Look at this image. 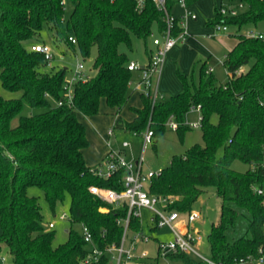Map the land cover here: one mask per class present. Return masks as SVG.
<instances>
[{
    "label": "trees",
    "instance_id": "obj_1",
    "mask_svg": "<svg viewBox=\"0 0 264 264\" xmlns=\"http://www.w3.org/2000/svg\"><path fill=\"white\" fill-rule=\"evenodd\" d=\"M70 1L73 8L66 19L65 0H0L2 82L6 89L22 92L21 98L12 99L0 94V248L7 246L11 264H78L87 252L82 233L73 227L67 229L64 243L53 244L54 230L43 224L38 198L28 194L32 185L44 191L52 208L69 195L70 222L86 223L100 246L119 242L123 232L116 217L124 214V208H115L90 191L93 184L121 189L123 170L112 178L93 172L97 165L86 161L89 138L79 113L97 114L103 99L115 113L122 112L131 95L133 71L128 67L132 58L120 46L131 47L132 35L143 38L149 59L153 24L161 32L166 23L152 0L143 10L134 0ZM233 1L246 7L234 16L222 15L216 8L208 20L237 26L236 43L225 56L229 80L219 82L206 61L200 64L198 83L177 68L183 89L155 102L141 92V107L133 106L134 118L122 125L138 132L150 126L155 144L169 128L166 122L171 115L183 123L191 107L201 104L204 144L195 143L184 154L174 155L152 177L149 191L173 196L170 207L189 213L206 188L215 186L221 207L209 234L210 256L223 264L257 256L264 246V36L242 32L244 23L264 19V0ZM44 24H49L55 39L65 38L84 56L97 47L94 73L73 85V104L56 103L64 99L67 68L48 69L45 54L32 49ZM180 27L177 20L174 32ZM242 67L245 70L237 74ZM24 101L46 109L23 115L12 125ZM186 128L190 126L181 124L177 130ZM236 159L249 167L234 169ZM171 257L185 264L204 263L186 253ZM89 264H108V258Z\"/></svg>",
    "mask_w": 264,
    "mask_h": 264
},
{
    "label": "built area",
    "instance_id": "obj_2",
    "mask_svg": "<svg viewBox=\"0 0 264 264\" xmlns=\"http://www.w3.org/2000/svg\"><path fill=\"white\" fill-rule=\"evenodd\" d=\"M115 1V0H111ZM157 8L163 12L165 20V27L159 34H153L152 37V51L148 62L143 64L137 59L130 60L128 67L130 70H140L141 79L140 84L143 87V92L148 95L153 102H155L160 95L156 77L161 74L168 52L179 42H184L189 36L187 28V19L189 17L196 18L197 15L188 6V0H152ZM136 8L143 10L148 0H134ZM175 6L182 8V14H177L174 10ZM243 2H238L231 5L223 4L219 7L222 15L234 16L238 15L244 8ZM179 20L180 29L177 33L176 21ZM215 27L220 30H226L227 24L216 23ZM248 35H258L263 37L262 33L255 34L250 32ZM73 42H76L74 37H71ZM32 49L41 51L45 54V58L50 63L54 57L49 44L40 41L32 45ZM212 71V69H209ZM242 68L237 69L235 72L239 74ZM90 75L84 71V64L79 62L76 70L73 73L72 80L67 81L65 84L64 99L56 101L58 105L63 103L73 104V85L78 80L85 81ZM190 110L198 112L196 120H187L180 123L171 115L166 122L170 129H178L181 124L190 127L202 126V110L201 104L193 105ZM189 110V111H190ZM116 127H109L106 132V139L109 145L103 163L97 165L93 172L103 178H112L119 171L123 170V177L121 179L122 188L116 189L112 187H103L93 184L90 186V191L104 201H107L115 208H124V214L116 217L117 224L123 227L122 236L119 242L108 243L100 246L95 240V236L90 227L81 222L82 235L86 243V254L80 259L78 264H89L99 261L102 257L108 258V264H159V256H172L176 253H186L190 256L195 255L205 264H223L216 261L211 256H205L198 250V243L202 240L200 229L194 225V222L202 217L198 210H191L187 213L186 217L182 216V212L178 209L171 208L170 205L174 202V197L170 195L159 196L152 194L149 191V185L154 175L159 174L160 171L144 170V148L147 144L153 142L154 130L148 126L142 132L130 131L135 136H141L144 142V148L135 159L126 158V149L131 145V141L122 140L118 149L112 148L111 139L116 135ZM259 189V192H262ZM101 211H109V207H101ZM149 209L152 212L151 221L153 222L152 228L168 227L174 234V238L169 241H159L157 250L158 257L154 258L148 255L147 251H142L139 254H134L133 250L136 248L137 242H145L149 236L143 233L142 218L143 210ZM68 215L63 212L60 215L61 219H65ZM134 223H139L134 226ZM56 223L50 221L49 228H54ZM132 234V236H131ZM9 257L0 254V264H10L7 262ZM194 258V257H193ZM256 261L257 264H264V246L259 248L257 256L249 255L242 257L235 261V264H244L247 262Z\"/></svg>",
    "mask_w": 264,
    "mask_h": 264
},
{
    "label": "rangeland",
    "instance_id": "obj_3",
    "mask_svg": "<svg viewBox=\"0 0 264 264\" xmlns=\"http://www.w3.org/2000/svg\"><path fill=\"white\" fill-rule=\"evenodd\" d=\"M66 1V7L64 12V17L67 19L72 8L73 4L70 0ZM227 1V0H225ZM238 3V2H237ZM179 9V7H178ZM212 19V18H211ZM234 26L231 27L230 32L234 31ZM153 34H159L156 24H153ZM226 32V31H225ZM242 32L249 34L253 32L255 34L262 33L264 35V19L254 22L244 23L242 26ZM36 39L35 42L43 41L51 47V50L54 54L53 59L50 64L47 66L48 69H59L62 67L67 68L66 81H71L73 73L76 70V66L79 62L84 64V71L88 75L94 73V64L97 58L98 50L94 46L91 49L89 55L84 56L80 48L76 46L75 48L67 44L66 39L58 38L55 39L53 35V30L49 24H44L43 28L39 33L34 36ZM151 40V37H150ZM152 44V41H150ZM179 42L178 44H181ZM121 49L125 51L130 58L137 59L141 63L147 58L145 52V44L143 38H140L136 35H132V46L129 47L126 44H121ZM198 59V58H197ZM199 61H194L190 69L185 72L181 68V64L176 63V68L174 74L165 79L166 83L172 85L171 87L175 89L176 86L180 87V92L183 89V82L179 74L177 73V68L183 71L187 75V78L194 83H198L200 80V64L202 60L206 61V66L209 68L212 66L214 68L213 74L216 76L219 82L226 83L229 80V72L225 66V50L218 52L213 55L201 54ZM201 60V61H200ZM248 66H246L247 68ZM245 69V68H244ZM133 82L130 87V92L133 93L129 99V105H135L141 102V92L143 87L140 83H137L141 78V72L139 70H134L133 72ZM160 78V77H159ZM164 83V78H163ZM159 89V88H158ZM160 95H172L168 92H164L162 89H159ZM176 93V92H175ZM0 94L6 99L12 98H21V91H11L6 89L2 82V70L0 67ZM127 105L121 112V114L115 113V110L111 108L106 101L103 99L100 105V111L97 114L84 116L79 113L80 119L85 123L87 129V135L89 138V145L84 150V154L87 157L89 162L93 161L96 158V152L101 147L102 144L105 147H109L106 139V132L109 127H116V135L111 139V147L118 149L122 140L131 141V145L126 149V158L135 159L139 157L143 148L144 142L141 136H135L132 133H124L123 130L119 128V122L126 118L128 119L133 111L131 106ZM44 107H33L26 101L23 103V108L21 112L16 115L12 120V125H17L19 123L20 117L23 115H31L44 111ZM198 118V112L196 110H190L184 118V122L187 120H196ZM214 122L218 121V116L214 115L212 117ZM200 143L204 144L203 131L201 127H190L184 130L170 129L168 128L164 134L158 136L153 142L146 145L144 148V170L148 172L149 170L160 171L162 168L167 167L174 155L184 154L188 148L193 144ZM223 153V149L220 150L219 154ZM232 167L236 170L244 171L249 167V164L243 162L242 160L236 159L232 163ZM28 194L36 196L39 203L42 206L43 213V224L48 227V223L53 221L56 223L54 228V240L53 244L55 246L64 243L67 240L68 233L67 229L73 227L79 232H82V226L80 223H71L70 216V206L71 198L69 195L66 196L65 200L61 203H58L54 208L51 207L48 200L45 197L44 191L37 185H32L28 187ZM220 207H221V198L218 196L217 188L215 186H209L196 201L192 210H198L201 212L202 217L194 222V225L200 229L202 240L198 243V250L205 256L211 255V244L209 241V234L212 231L213 225L218 222L220 217ZM65 212L68 217L61 219L60 215ZM187 213H182L183 217H186ZM152 212L149 209L143 210L142 218V230L143 233L149 236V239L145 242H137L136 248L133 250L134 254H139L142 251H147L148 255L154 258L158 257V244L159 241H169L174 238L173 232L168 227H158L152 228L154 225L151 221ZM0 232H1V223H0ZM132 236V234H131ZM0 254L7 255L9 258L7 262L11 264V258L9 256V251L7 246L0 248ZM195 259L199 260L198 256L192 255ZM159 264H185L182 259L172 258L170 256H159ZM205 264V263H201ZM244 264H257L256 261L247 262Z\"/></svg>",
    "mask_w": 264,
    "mask_h": 264
},
{
    "label": "crops",
    "instance_id": "obj_4",
    "mask_svg": "<svg viewBox=\"0 0 264 264\" xmlns=\"http://www.w3.org/2000/svg\"><path fill=\"white\" fill-rule=\"evenodd\" d=\"M235 3L237 2L233 0H227V1L225 0H188L189 8L194 13H196L197 17L196 18L189 17L187 19L186 24H187V28L189 31V36L184 42H182L181 44H176L168 52L164 66L161 71V74L155 79L159 89H162L164 92H168L169 94H175V92L178 93V91L180 90L179 86H176L175 89H173L171 87L172 85L165 82V79H167L169 76L174 74L176 63L177 64L180 63L181 68H183V70L187 72L195 60L199 61L198 59L203 53L205 55L206 54L213 55L215 53L217 54L218 52H222L223 50H225V56H226L227 52L236 43L237 39L234 33L237 30V26L228 25V28L226 30H223V29L218 30L215 27V24H209L208 20L214 17L216 8H219L223 4L231 5ZM178 7L179 6H175L174 8L175 12L177 14H182L183 12L182 8L179 7L178 9ZM245 7L246 6H244V8ZM232 26H234L235 28H234V31L230 32ZM204 61L205 60H202L201 62H204ZM147 62H148V57L146 58L143 64ZM244 68L245 67H242V70H245ZM208 69H212V71L214 70L212 66H210ZM163 78H164V83H163ZM132 82H133V79L130 83V87H131ZM139 82L140 80H138L137 83ZM133 91L134 90L131 91V95ZM162 96L166 97L169 95L162 94ZM127 105H129V100H128ZM141 105H142V99H141V102H139L138 104L129 105V106H131V109H132L133 106L141 107ZM119 114H121V112ZM134 116H135V112L133 111L132 115L128 119L124 118L120 122H119V119L121 118V115L119 116L118 118L119 128L123 130L124 133H131V132L130 130H126L122 128L123 122L125 120L133 119ZM107 151H108V147H105V145L102 144L101 147L96 152L97 154L96 158L91 162H89L87 160L86 155L85 154L84 155L89 165H100L103 163V159Z\"/></svg>",
    "mask_w": 264,
    "mask_h": 264
}]
</instances>
